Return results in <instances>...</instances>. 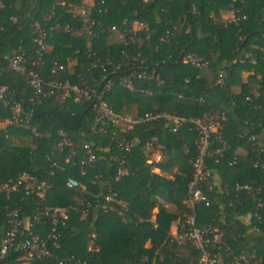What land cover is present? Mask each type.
Instances as JSON below:
<instances>
[{
    "label": "trees",
    "instance_id": "obj_1",
    "mask_svg": "<svg viewBox=\"0 0 264 264\" xmlns=\"http://www.w3.org/2000/svg\"><path fill=\"white\" fill-rule=\"evenodd\" d=\"M103 1L100 5L92 0L87 6L82 0H0V122L10 117L8 101L28 117L26 122L0 125V181H14L26 172L47 186L41 206L68 209L54 245H48L51 256L39 261L57 264L61 257L72 256L87 264H196L198 253L190 243L169 235L171 223L192 213L196 227L222 233L223 246L215 251L222 263L248 253L257 258L256 264H264V171L254 168L264 130V0ZM230 9L244 20L237 25L222 21L220 13ZM80 11L94 21L93 35L74 33L83 21ZM132 23L142 29L132 45L124 46L110 28L121 31ZM34 24L45 32L46 46L43 64L31 69L44 80H81L94 92L110 81L115 85L104 92L103 100L117 114L199 119L223 114L222 140L228 149L219 158L205 160L211 174V189L201 187L207 205L196 203L190 211L186 204L196 156L195 136L187 126L174 133L161 119L129 131L94 126L92 98L74 103L43 88L35 101L26 79L6 62L17 49L35 60ZM111 37L115 44L108 43ZM185 54L205 59L208 66L196 69L182 63ZM106 61L122 65L104 73ZM141 73L145 78H137ZM244 73L249 74L245 82ZM219 74L222 85L216 84ZM123 76L149 95L116 85ZM153 136L160 160L147 164L140 146ZM120 139L137 143L123 151ZM64 140L67 144L59 149ZM84 145L98 159L81 174L77 159ZM119 163L127 173L117 178ZM68 181L75 185L67 186ZM246 185L260 189L252 194L234 190ZM108 191L115 194L111 202L93 197ZM37 207L35 193L26 194L22 187L8 199L0 195V238L8 228L9 211L26 219ZM27 258L10 251L0 254V264Z\"/></svg>",
    "mask_w": 264,
    "mask_h": 264
},
{
    "label": "built area",
    "instance_id": "obj_2",
    "mask_svg": "<svg viewBox=\"0 0 264 264\" xmlns=\"http://www.w3.org/2000/svg\"><path fill=\"white\" fill-rule=\"evenodd\" d=\"M100 5H103V0H98ZM3 5L0 2V10ZM232 13L234 11L233 9ZM82 16L81 26L74 31L77 36L81 35H93L94 21L87 17L84 11H80ZM244 16L234 17L232 22L237 25V22L243 21ZM136 26V27H134ZM34 38L33 43L37 46L35 60H30L22 49H17L9 57L6 58L7 68L16 74L23 76L27 84L32 90L35 101L38 95L42 93L43 88L47 89V94H60L61 98H71L74 103H80L83 100H90L91 107L94 112V126L111 125L118 128L123 127L124 130L129 131L136 125L151 123L157 120H163L168 125L171 133L182 126H187L188 130L194 133L196 156L191 164L192 171L191 177L186 187L185 200L190 211H193V207L196 203L208 204V199L201 187H205L206 191L211 189V174L208 170L205 160L207 158H219L223 155V152L228 149V145L222 140V130L225 117L223 114H219L214 118L199 119V118H185L177 117L167 113H146L142 116H131L127 114L115 113L108 104L103 100L104 92L108 91L113 84L107 81L102 89L98 92H94L93 89L85 81H79L76 84H70L67 81H60L56 76H51L44 80L31 68L33 66H41L43 64L42 53L45 50V32L39 28L37 24L33 25ZM142 29V26L137 23H132L129 29L121 31L115 28H110V32L116 35L117 40L124 46L132 45L137 32ZM3 28L0 25V34ZM64 32L69 33L68 28L64 29ZM123 53V52H121ZM131 61H135V57L131 56ZM253 62V61H252ZM182 63L189 64L196 69H204L208 66V62L194 54H185L182 58ZM254 63V62H253ZM122 64L112 63L106 61L102 66V72L114 73ZM53 67L58 71L63 70L62 65L53 63ZM137 78H145L144 73L138 74ZM222 74H219L216 79V84L222 85ZM116 85L124 88L127 91H134L138 93H144L149 95V91H143L134 89L130 82V76L121 77ZM2 90H0V98L2 97ZM201 101V99H198ZM9 107V119L4 123H20L26 122L27 116L23 115L20 106L15 102L8 101ZM4 123L0 122V125ZM261 145L259 147L260 158L254 164V168L258 167L261 171H264V130L262 131ZM251 141L255 140L254 136L250 137ZM137 143L135 139L123 140L118 142V148L123 151H129ZM67 142L64 140L58 143L59 149L64 147ZM213 144H218L219 147H213ZM159 145L156 142V138L150 137L145 140L140 146V152L145 158L147 164L151 162H158L160 156L158 153ZM74 154V152H72ZM97 157L88 145L82 147L81 155L78 156L77 166L81 174H84L86 169L92 168L97 161ZM127 172L121 167L117 170V178L125 175ZM75 185L74 182L68 181L67 186ZM22 187L26 194L35 193L39 202L37 207L29 218L20 219L15 210H11L7 213L8 228L4 235L0 238V254H5L10 251H19L27 255V259L41 260L51 256V252L48 249V245H54V241L57 237V229L64 225V222L68 217V209L64 207H49L41 206L45 200V192L47 186L38 182L35 177L22 172L14 181L2 182L0 181V195H3L6 199L17 189ZM259 187L236 186L235 191H245L247 194H252V191H259ZM114 193L108 191L106 194L98 193L94 195V199L101 197L104 202H111ZM257 206L260 203L257 202ZM46 226V231H42ZM174 231L173 237L179 241H186L197 251L198 259L196 264H224L220 261L218 251L223 246L222 233L210 226L200 229L194 224V215L191 213L183 221H175L171 223L170 228ZM256 231V229H255ZM93 237V236H91ZM257 258L253 254L243 253L234 258L228 264H256ZM57 264H87L86 262L79 261L72 256H63L57 260Z\"/></svg>",
    "mask_w": 264,
    "mask_h": 264
},
{
    "label": "crops",
    "instance_id": "obj_3",
    "mask_svg": "<svg viewBox=\"0 0 264 264\" xmlns=\"http://www.w3.org/2000/svg\"><path fill=\"white\" fill-rule=\"evenodd\" d=\"M82 2H83V4H85V5L88 6L92 2V0H82ZM220 18L224 22H230V21H232V19L234 18V15L232 13V10L230 9V10H226V11L221 12L220 13ZM134 27H136V26H134ZM107 41H108L109 44H113V43L115 44L116 39L114 37H111ZM248 76H249L248 73L242 74V78H241L242 81L245 82L247 80V77ZM237 91H238V89H234V92H237ZM237 153L238 154H241V151L238 150ZM242 221L247 224L248 223V217L242 218ZM173 233H174V231L172 229H169V235H171L173 237Z\"/></svg>",
    "mask_w": 264,
    "mask_h": 264
},
{
    "label": "water",
    "instance_id": "obj_4",
    "mask_svg": "<svg viewBox=\"0 0 264 264\" xmlns=\"http://www.w3.org/2000/svg\"><path fill=\"white\" fill-rule=\"evenodd\" d=\"M31 262H38L41 264H44L43 262L39 261V260H34V259H22V260H18L16 262L10 263V264H28Z\"/></svg>",
    "mask_w": 264,
    "mask_h": 264
}]
</instances>
